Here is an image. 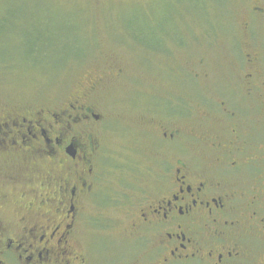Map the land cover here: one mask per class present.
<instances>
[{"label":"flooded vegetation","instance_id":"1","mask_svg":"<svg viewBox=\"0 0 264 264\" xmlns=\"http://www.w3.org/2000/svg\"><path fill=\"white\" fill-rule=\"evenodd\" d=\"M229 1L197 15L224 60L164 105L136 193L105 194L101 75L0 112V264H264V0Z\"/></svg>","mask_w":264,"mask_h":264},{"label":"rangeland","instance_id":"2","mask_svg":"<svg viewBox=\"0 0 264 264\" xmlns=\"http://www.w3.org/2000/svg\"><path fill=\"white\" fill-rule=\"evenodd\" d=\"M219 1L222 2L0 0V26L3 19L22 9L35 14L36 22L44 23L35 24V28L58 29L69 35L70 39L67 35L62 38L70 41L76 55L77 49L82 55L81 51L90 46L87 56L71 59L52 74L15 59L2 61L6 51L0 38V112L63 101L85 90L91 80L101 75L103 80L90 104L103 118L97 136L104 153L105 194L122 190L136 193L144 183L145 169L159 157L152 132L160 119L168 117L164 115V105L174 107L180 89L191 92L180 83L194 81L192 70L214 71L224 60L223 40L212 44L202 37L205 28L197 18L199 13L210 10L215 20ZM217 27L218 32L225 33L224 27L220 24ZM193 33L201 37L200 43H191L188 34ZM177 39L185 41L184 44L179 46ZM15 46L13 53L17 58L23 46L18 43ZM67 57L66 54L53 57L50 66H62ZM179 73L183 80H178ZM107 212L116 218L122 216L118 209Z\"/></svg>","mask_w":264,"mask_h":264},{"label":"trees","instance_id":"3","mask_svg":"<svg viewBox=\"0 0 264 264\" xmlns=\"http://www.w3.org/2000/svg\"><path fill=\"white\" fill-rule=\"evenodd\" d=\"M6 20L3 19V24L0 26V38L2 46L5 48L1 60L6 61L9 59H15L26 66L39 67L44 71L54 74L64 67L71 59H80L88 55L89 49L84 52L77 49L78 55L74 53V48H70V41H66L62 38L65 37V33L58 29H44L35 28V24L38 26L44 25L43 22H37L35 14H29L22 9L14 12L12 16H8ZM39 17L37 16V19ZM78 31L81 33L80 25L77 26ZM20 38V40L18 39ZM67 38H71L67 35ZM77 39L76 37H74ZM83 40V39H82ZM81 41V39H80ZM18 43L22 47L21 56L15 57L14 51L17 49L15 46ZM66 54L68 57L60 67H51L50 63L53 57ZM71 54V55H70ZM6 55H8L6 57ZM70 56V57H69ZM75 56V57H74ZM3 63V62H2ZM35 65V66H34Z\"/></svg>","mask_w":264,"mask_h":264}]
</instances>
